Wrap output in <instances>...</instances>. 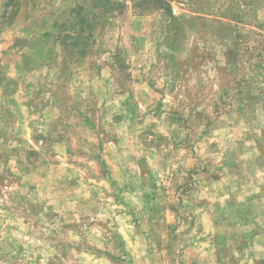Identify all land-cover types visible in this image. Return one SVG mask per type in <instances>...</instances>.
<instances>
[{
	"label": "rangeland",
	"instance_id": "obj_1",
	"mask_svg": "<svg viewBox=\"0 0 264 264\" xmlns=\"http://www.w3.org/2000/svg\"><path fill=\"white\" fill-rule=\"evenodd\" d=\"M0 264H264V0H0Z\"/></svg>",
	"mask_w": 264,
	"mask_h": 264
}]
</instances>
